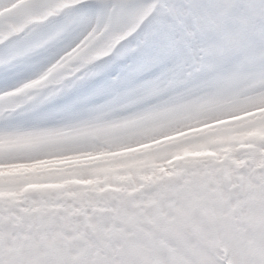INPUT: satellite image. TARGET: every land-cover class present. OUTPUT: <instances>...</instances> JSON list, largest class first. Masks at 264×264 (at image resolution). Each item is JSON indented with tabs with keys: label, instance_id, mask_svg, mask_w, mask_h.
<instances>
[{
	"label": "snow or ice",
	"instance_id": "snow-or-ice-1",
	"mask_svg": "<svg viewBox=\"0 0 264 264\" xmlns=\"http://www.w3.org/2000/svg\"><path fill=\"white\" fill-rule=\"evenodd\" d=\"M0 264H264V0H0Z\"/></svg>",
	"mask_w": 264,
	"mask_h": 264
}]
</instances>
